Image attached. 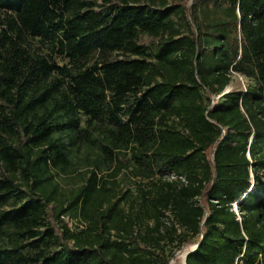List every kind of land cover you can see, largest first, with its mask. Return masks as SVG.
Wrapping results in <instances>:
<instances>
[{
	"label": "trees",
	"instance_id": "16d2710c",
	"mask_svg": "<svg viewBox=\"0 0 264 264\" xmlns=\"http://www.w3.org/2000/svg\"><path fill=\"white\" fill-rule=\"evenodd\" d=\"M193 245L264 264V0H0V264Z\"/></svg>",
	"mask_w": 264,
	"mask_h": 264
},
{
	"label": "rangeland",
	"instance_id": "374dc122",
	"mask_svg": "<svg viewBox=\"0 0 264 264\" xmlns=\"http://www.w3.org/2000/svg\"><path fill=\"white\" fill-rule=\"evenodd\" d=\"M238 84L244 88L246 85V80L243 77H238ZM190 247L192 246L183 247L181 250H178L177 252H175V256L174 258L170 260L169 264H185L184 263V253L187 249H190Z\"/></svg>",
	"mask_w": 264,
	"mask_h": 264
},
{
	"label": "water",
	"instance_id": "95a60500",
	"mask_svg": "<svg viewBox=\"0 0 264 264\" xmlns=\"http://www.w3.org/2000/svg\"><path fill=\"white\" fill-rule=\"evenodd\" d=\"M195 246H196V245H193L192 247H190V249H187V250L185 251V253H184V263H185V257H186V255H187L190 251H192V250L195 248Z\"/></svg>",
	"mask_w": 264,
	"mask_h": 264
}]
</instances>
